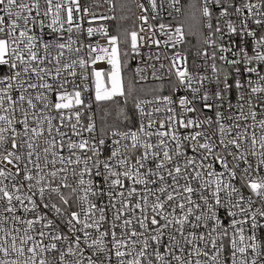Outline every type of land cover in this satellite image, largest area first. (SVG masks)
I'll list each match as a JSON object with an SVG mask.
<instances>
[{
    "label": "snow or ice",
    "instance_id": "obj_1",
    "mask_svg": "<svg viewBox=\"0 0 264 264\" xmlns=\"http://www.w3.org/2000/svg\"><path fill=\"white\" fill-rule=\"evenodd\" d=\"M153 13L157 11L156 0H148ZM222 0H216V5L220 8L219 17L229 15L228 9L235 7L237 14L241 13V7L232 3H228L221 7ZM179 0H169V6L177 13L181 11ZM0 0V66L6 65L9 69V74L0 77V159L7 165H11L15 171L5 170L0 167V201H3L6 206L3 207V212L11 214V220L14 225H26L20 228L9 226L4 227L8 222L9 217L0 215V264H57L55 258H48L46 253H59V264H193V257H196L194 264H264V223H260L257 217L264 219V206L256 208L255 211H250L252 204L251 199L245 202L244 196L230 181L234 180L237 173L235 169L237 164L233 163L232 169H229V164L225 155L216 152V162L224 169L223 172H217L212 169L211 164H207L208 157L213 154L216 147L215 143H201L197 139L202 135L201 132L194 134H186L183 137L184 141H195L191 145L192 151L195 153L197 149L202 150L201 161L198 162L195 156H188L182 151V143L180 136L172 128L169 123L166 131L151 129L156 124L153 119V112L159 113L163 109L156 107L151 111H145L142 105L159 104L161 101L165 105H170L173 101L169 96H154L152 100L137 99L135 104L136 112L141 117L139 127L136 130L129 128L128 131L114 130L111 132L112 139L109 154L101 159V150L105 147V140H99V149L96 144L88 148V141L82 140L80 143L69 141L67 148L75 155L73 160L71 156L68 159V165L75 164L77 166L83 164V167H78L72 170L74 177H77L73 182H69L67 175L68 167H61L52 171H47L49 163L48 154L51 153L53 159L51 163L55 165L57 153L56 145L59 144L63 149L64 141L48 140L44 137V125H47L48 135H52L53 120L55 117L48 113L54 108L60 115L61 124H63L64 116L60 112L61 109H70L73 106H82L90 108L91 104H85L82 92L88 91L87 84L88 63L95 64L96 61L104 58L102 55H96L95 58L89 56L88 60L79 59L69 62H62L64 55L63 50L66 47L70 48L73 43L71 33L73 26L80 28V23L74 20L73 6L77 15L81 12V7L78 0H70V4L62 5L61 3L53 4V0ZM248 9V17L240 21V40L241 43L233 52L234 59H227L221 55L219 59L225 64L232 66L231 70L218 69L215 63L216 54L212 53L213 63L211 65V76L206 73L190 72L185 67L183 70L176 67L178 63H182L180 54L176 53L172 57L171 69L175 71V81H169L173 92L191 91L192 99L189 100L186 96L178 97L179 105L183 112L197 113L203 116L205 110L211 111L215 109V124L218 125V131L221 134L220 145L227 149L228 144L240 149V141L244 137L237 132L236 138L228 139L227 144L225 139L231 135L229 127H239L238 124L226 126L224 121L233 120V109L240 110L239 116L236 119H248L245 115V105L249 110V114L256 122L257 113L253 110V97H256L261 109H264V97L257 94L264 93V75L258 70L259 64H264V34L257 38L256 33L247 27V20L252 19L256 25L264 24V19L255 17H264V12L260 11V4L242 5ZM142 11H146L143 4L138 5ZM163 7V5H161ZM66 8L67 18H62L61 11ZM253 9H256L254 12ZM83 14H89L88 7L82 9ZM35 12V15L32 13ZM212 12L209 8V0H204L202 6H197L195 2L190 3L185 11V20L181 26H177L174 30V35L184 40V27L187 24L190 33H199L201 27L209 29V35L204 38V43L213 46L212 40ZM102 19H113V17L104 16ZM156 17L153 16V19ZM82 19V17H81ZM145 23L147 16H141ZM48 20V23H45ZM69 27L66 31L69 33L67 44L62 42L64 37L62 33L65 31L64 24ZM228 33L235 34L237 28L230 20L226 21ZM165 24H160V29L163 34L169 36L173 47L176 46L173 40V33H164ZM37 29L39 32H37ZM45 29L48 30L49 39L45 40ZM96 29L89 27L87 33L89 36ZM98 31L107 37L111 46V54H108V49L100 47L99 49L91 47V52H99L108 56V64L111 66V71L108 73L107 82L110 83V88L102 86L100 77L101 71L94 70L92 76L95 78V100L97 102L103 100H111L114 96L131 97L136 91L133 83H129L127 94L125 93L122 65L118 55V36H109L104 28ZM17 32L19 33L17 35ZM214 32L222 33V29L217 23ZM245 33L247 37L252 38V53L249 55L245 46ZM202 34V33H201ZM137 34L131 33L132 49L135 53L137 50ZM22 45V47H21ZM82 47V45H81ZM220 52L231 51L223 45H216ZM39 49H43L44 55L39 54ZM54 50H59L55 52ZM79 52L80 49L78 48ZM127 55V53H125ZM207 57L205 51L200 53ZM160 59L159 54L155 57ZM47 61L52 63L55 61V74L51 69L42 67ZM84 70L79 73L81 83L75 82V77L78 75L76 65ZM241 65L243 66L241 68ZM126 66V62H125ZM153 67L152 78L161 81L159 85L150 89V91H163L164 77L158 76L155 66ZM197 69L199 65L196 66ZM160 68H164V64H160ZM66 72L68 76L73 77L72 81L60 79L61 74ZM144 69L137 67L136 75L140 81L147 80L146 75H141ZM231 72H235V77L230 82ZM249 74L255 75L257 79L254 81ZM35 76L37 83L31 82V77ZM45 76L53 83L45 81ZM27 77V79H26ZM247 81V87L250 92L245 99V93L242 91L245 88L244 80ZM207 82V86L206 83ZM199 84V87L194 85ZM72 85V91L67 90V85ZM236 91V103L232 101V91ZM41 90L33 96L30 90ZM18 92L19 95L14 98L13 92ZM143 91V88H141ZM55 93L54 103L50 101L49 96ZM202 94V95H201ZM203 101V108L197 106V102ZM211 101V102H209ZM27 105L25 108L24 105ZM42 107L37 110V105ZM29 109L32 111L30 112ZM172 112V109H168ZM227 112V115H226ZM16 113H21L17 116ZM121 115L132 122V117L127 116L121 110ZM77 123L80 121L81 112L76 111ZM148 118L147 127H145L143 117ZM87 131H94V124L91 123L92 117L89 116ZM167 119L175 122L174 115L168 116ZM32 121L34 126L30 125ZM261 126H264V119L259 121ZM201 124L212 125L213 120L208 117L204 120L196 118H188L185 122L183 119L179 121L181 128H199ZM19 125V127H17ZM73 134L76 132V124L72 125ZM160 128L164 129L163 120L160 121ZM57 135L64 134L57 129ZM158 137L155 144L150 140L151 137ZM147 138V139H145ZM167 138V139H166ZM206 141H211V136H205ZM46 147L43 148L44 159L42 168L40 160V141ZM174 141V149L169 147L168 141ZM122 141H130V143H122ZM260 147L264 149V136L260 138ZM251 143L253 146L257 143L253 136ZM143 149L141 154H136V150ZM25 149L27 150L25 153ZM75 149H88L91 151V156H86L81 159L80 155L75 154ZM162 153V155H161ZM27 156L25 162L24 157ZM35 155L36 162H33L32 157ZM226 155L233 156L234 161H239L243 158V153H233L227 151ZM251 155L255 156L253 150ZM183 156V163L179 158ZM261 159L258 161V167L264 166V151L260 153ZM95 158V159H93ZM134 158V163H133ZM59 162L64 163V157H59ZM23 163V168L20 165ZM244 163L248 165L243 171L247 174L251 169V164L247 159ZM29 165L32 167L30 168ZM33 169L35 170L33 172ZM95 169V172H93ZM167 173V177L164 173ZM22 173V175H21ZM58 173H64L58 176ZM227 174L228 181L224 179ZM87 175V179L85 176ZM171 178V184L167 182V178ZM243 178V177H242ZM9 181L5 184L4 181ZM125 180L129 182L125 185ZM184 183L181 184L180 181ZM10 185V188H9ZM141 186L143 194L136 187ZM152 185L153 187H150ZM25 186L27 191H25ZM247 187L253 194L264 200V177L252 179L247 182ZM127 192V196H125ZM31 193V195H29ZM221 193L227 195V199H222ZM236 195L233 202L232 196ZM39 196L40 204L38 205L35 197ZM107 196L109 203L113 208L116 207V200L121 203V207L117 209L115 220L119 221L125 214V210L131 208L133 216L135 209H139L141 218L138 219L140 231L132 227L133 220L124 219L119 227L122 229L120 238H117L115 232L116 224H112L111 240H107L109 231H100L103 222L106 221V208L101 202L97 205L90 197ZM197 197L198 199H194ZM135 198V203L132 199ZM179 198V199H178ZM141 201L143 203H141ZM14 202H18L19 209ZM27 202V203H25ZM40 205L43 208L55 214L56 219L60 224L67 227V233L60 230V225L54 219L48 218L47 214L37 212ZM151 207L153 215L151 216V225L155 234L148 233V208ZM172 211L168 212V208ZM227 207L226 217L228 224L225 226L218 215L220 209ZM76 208L78 210H73ZM179 209V213H177ZM233 209H239V212ZM17 211L25 214L35 213L34 219H26L16 215ZM99 212V218H96V213ZM83 216V219H81ZM159 217V219H157ZM91 221V222H89ZM160 221H163L161 224ZM41 224L42 229L39 232L40 239L35 238V225ZM77 225H81L77 228ZM191 226L192 231H187L186 226ZM250 231L251 235H247ZM175 226V231L179 233V239L174 234L168 235V244L163 243L165 229ZM88 229H95L97 235L92 238V233ZM198 229H207V235L204 231L197 232ZM47 230V231H46ZM126 230V231H123ZM21 232L23 233L21 235ZM82 233L76 235V233ZM68 233H71L70 236ZM231 233L228 247L224 243V238L229 237ZM258 233H262L258 235ZM135 237V239H132ZM143 237V239H141ZM45 238L49 239V243L45 244ZM155 249H152V245ZM183 241V243H181ZM194 241L198 243H194ZM29 242H31L29 244ZM60 242V244L56 243ZM81 243L84 247H81ZM111 247H108V244ZM66 244L67 247H63ZM137 245H140L137 249ZM188 247V255L184 256L185 247ZM202 245V247H201ZM161 247L163 251H161ZM85 248L90 250L91 255L85 256ZM126 249V250H125ZM250 250V255H249ZM226 251L228 252L225 255ZM179 253V254H177ZM15 257V258H13ZM71 257V259H66ZM115 257V261L113 260ZM170 257V259H168ZM204 257L205 259H200ZM223 257V258H222Z\"/></svg>",
    "mask_w": 264,
    "mask_h": 264
},
{
    "label": "built area",
    "instance_id": "obj_2",
    "mask_svg": "<svg viewBox=\"0 0 264 264\" xmlns=\"http://www.w3.org/2000/svg\"><path fill=\"white\" fill-rule=\"evenodd\" d=\"M132 1V7H133V16H134V23H135V28L132 32H135L137 34L136 36V41H137V50L134 53L133 49H132V37H131V33L129 36V54L131 56V65H130V73H131V77L132 80L135 84L137 85H151V84H160L161 81L158 80H154L152 78V73H153V67H151L152 65L155 66V69L157 70V75L158 76H162L164 77L163 83H164V89L163 91H158L160 94H158L159 96H169L171 98V100L173 101L170 105H165L162 101L159 104H152V105H142V107L145 109V111H151L156 107H160L163 110L159 113L153 112V119L156 120V124L153 126V128L151 129L152 131H156V130H161V131H166L167 130V126L169 123L172 124V128L175 130V132L180 136L181 139V143H182V151L188 155V156H195L196 160L198 162L201 161V151L197 149V151L194 153L192 151V147L191 145L193 143H195V141H184L183 137L186 134H194L196 132H201L202 135L200 137H197V139L199 140V142L201 143H215L216 147L213 150V154L211 156L208 157L207 161H204L207 164H211L212 165V169L217 171V172H223L224 169L221 167V165L216 162V156L215 153L216 152H220L222 155L226 156V159L228 161L229 164V169H232V165L233 163L237 164L238 167L235 169L237 175L235 177L234 180L230 181V183H232L238 190L239 192L244 196L245 198V202H247L249 199H251L252 204L250 206V211H255L256 208H260L262 206H264V200H261L260 197L256 196L255 194H253L251 192V190L247 187V182H249L252 179H259L264 177V166L262 167H258V161L261 159L260 153L262 151H264V149H262L260 147V138L262 136H264V126H261L259 121L261 119H264V109H261V107L259 106V103L256 100V97H253V105L254 108L253 110L256 111L257 113V117H256V122L254 123L250 114H249V110L247 108V105H245V115H248V119H236V117L239 116L240 110L238 108H234L233 109V120H225L224 123L226 124V126H231L234 123L238 124L239 127H229V131L231 133V135L229 137H227L225 139V143L227 144V140L228 139H234L236 138V133L239 132L244 139L240 141L241 143V147L239 150H237L235 148V146L228 144L227 149L223 148L220 145V139H221V134L218 131V125L215 124V109L213 108L211 111H207L205 110L204 115L203 116H199L197 113H189V112H183L182 115V109L179 105V101H178V97L180 96H186L189 100L192 99V93L191 91H179V92H173L171 89V85L169 83V81H175L176 77H175V71L176 69H170V66L172 64V57L176 54L179 53L180 54V58L182 60V63H178L176 65L177 68L183 70V68L186 67L188 68V70L190 72L195 73L196 71H199L200 73H206L207 75L211 76V65L213 63V60L211 58L212 53L215 52L216 54V60L215 63L217 65L218 69H224V70H231L232 66L227 65L224 63V61H221L219 59V57L221 55L225 56L227 59H234L235 57L233 56V52L236 51V47L238 45H240L241 40H240V30H241V24L240 21L244 20L246 17H248V9L244 8L242 5L245 3L248 4H260V11L264 12V0H222L221 3V7L225 6L228 3H232L236 6H240L241 7V13L242 14H237L235 12V7L233 8H229L228 12L229 15L226 17H219V12H220V8L217 7L216 5V0H209V8L212 12V17H211V24H212V28H213V32H212V40L214 42L213 46H209L207 44L204 43V38L207 37L209 35V29L205 28V27H201V41L199 46L197 47V49L191 51L190 50V41L188 39V35H187V31L186 28L183 24L184 27V40L180 41V39L178 37H176L174 35V30L177 26H181L182 25V19L185 13V0H179V4L177 5L178 7H180L181 11L179 13H177L172 7L169 6V0H156L157 3V11L155 13H153L152 9H151V5L148 3V0H131ZM25 2H29V0H25ZM42 2V6L46 7V5H43V0H41ZM80 7H81V12L79 13V15H77L76 11H75V7L73 6V16H74V20L78 21L80 23V28L77 29L73 26L72 29V33H71V38L73 40V43L70 45L69 47H66L63 52L64 55L62 57V62L66 61V62H71L72 60H77L79 61V59H85L86 61L88 60L89 56H91L92 58H95L96 55H102L104 56L103 59L96 61L95 64H92L91 62L88 63V67H87V75H88V80L86 81L87 84L89 85L88 91L86 92H82V97L83 100L85 102V104L90 103L91 107L90 108H86V107H82V106H73L70 109H61L60 112L63 114L64 116V120H63V124H61L60 121V115L57 113V111L53 108L51 110V112H49L48 114L55 117V119L53 120V129H52V135L49 136L48 135V131H47V125H44V137L47 138L48 140H63L64 141V147L63 149L60 148V145L57 144L55 151L57 153L55 159L57 160V163L55 165H53L51 163L53 156L51 153L48 154V160L49 163L47 165V171H52L55 169H59L61 167H68V178H69V182H73L77 177H74L72 174V170L76 169L78 167H83V164L77 166L75 164L72 165H68V159L71 156V158L74 160L75 159V155H72V153L69 151V149L67 148V143L69 141L74 142V143H80L82 140H87L88 141V148H91L93 144H96L98 149H99V140L101 138H103L105 140V147L104 149L101 150L102 155H101V159H103L104 157H106L109 152H110V147L111 146V142L112 139H119V137H112L111 136V132L108 133L107 135H102L98 124H97V119H96V115L94 113V105H96L98 102L95 100V78L92 76V72L94 70H98L101 71L102 75L100 77V80L102 82V86L105 88H108V82H107V77H108V73L111 71V66L108 64V56L104 55L103 53H99V52H91L90 51V46L99 49L100 47H104L108 49V54H111V46L109 45L108 39L107 37H105L104 35H102L98 29L100 28H104L107 30V33L109 36H112L110 34L109 31V25L111 23V21L114 19V0H78ZM204 0H197V4L198 7L203 5ZM56 3H61L62 5H68L70 4V0H53V4ZM143 4L145 6L146 11H142L138 5ZM161 5H163V7H161ZM84 7H88L89 9V14L87 16H85L83 14L82 9ZM253 11L255 12L256 9H253ZM2 14V13H0ZM32 15H35V12L32 13ZM61 16L63 19L66 20L67 18V12H66V8H63L61 11ZM104 16H109V17H113V19H102L101 17ZM141 16H147V22L145 23L142 19H140ZM153 16H155L156 18L153 19ZM82 17V19H81ZM255 18H259V19H264V17H255ZM232 21L235 25V27L237 28V32L235 34H230L228 33V27H227V23L226 21ZM48 20H45V23H48ZM163 23L165 24V29H164V33H168L171 32L173 33V40L175 41L176 46L173 47L172 41H170L169 36L167 34H163L161 29H160V24ZM217 23H219L221 29H222V33H215L214 29L217 25ZM64 29L65 31L62 33L64 40L62 42L67 44L68 38H69V33L66 31V29L69 27V25L67 23L64 24ZM91 27L93 29H96L97 31H94L93 34L91 36L88 35L87 33V29ZM247 27L250 30H253L256 35L257 38L264 34V24L261 25H256L252 22V19H248L247 20ZM37 32H39V30L37 29ZM48 30L45 29V40L49 39V35L47 34ZM19 33L17 32V35ZM245 46H246V50L248 51L249 55H253L252 53V38L251 37H247V34L245 33ZM82 45V47H81ZM216 45H223L225 48H229L231 49V51H227V52H220L219 49L216 47ZM22 47V45H21ZM118 47V45H117ZM80 49V51L78 52L77 49ZM55 52H58L59 50H54ZM207 52L208 55L207 57L200 55V53L203 52ZM39 54L40 55H44V51L43 49H39ZM159 54L160 59L157 60L155 57L156 55ZM163 63L164 64V68L161 69L160 68V64ZM197 65H199V68L197 69ZM42 67H46L52 70L53 75L55 74V61H53L51 64L48 63L47 61H45V63L43 65H41ZM254 66L258 67V70L261 72L262 75H264V64H259V65H255L254 62ZM137 67L144 69V72L141 73V75H146L147 76V80L144 81H140L139 83H136V81L139 80V77L136 75V69ZM243 66L241 65V68ZM76 71L78 73V75L75 77V82L77 84L81 83L80 80V76L79 73L82 70L79 67V64L77 63L76 65ZM9 74V69L6 65L0 66V77H3L5 75ZM251 76V79H253L254 81L257 79V77L255 75L249 74ZM235 77V72H231L230 75V82H232V79ZM27 79V77H26ZM60 79H67L69 81L73 80V77L68 76L66 72L62 71L61 77ZM45 81L49 82V83H53V81L49 80V78L47 76H45ZM31 82L33 83H37V79L35 76L31 77ZM206 86H207V82ZM245 83V88L242 90L246 95H245V99L247 100L248 96L247 94L250 92V89L247 87V81L246 79L244 80ZM195 87H199V84L197 83L196 85H194ZM261 86H264V82H261ZM67 90L69 92L72 91V85L69 84L67 85ZM32 91L33 96L36 94V92L41 91L39 89L37 90H30ZM19 93L18 92H13V96L14 98L16 96H18ZM202 95V94H201ZM260 97H264V93H259L257 94ZM157 96V95H155ZM117 97V96H116ZM236 91L235 88H233L232 91V101L233 104L235 105L236 103ZM115 98V97H113ZM112 98V99H113ZM154 98V96H147V97H142L139 98L141 100H152ZM49 99L51 102L54 103L55 101V93H52L49 96ZM105 101V100H103ZM137 102V101H136ZM211 102V101H209ZM136 104V103H135ZM197 106L198 108L202 109L203 108V101H199L197 102ZM24 107L26 108L27 105L25 104ZM42 107V105H37V110H39V108ZM171 108L172 112H169L168 109ZM135 110V116H136V126L135 128H132V130H136L139 127V121L141 119V117L139 116V114L136 112V108H134ZM29 111L31 112L32 110L29 109ZM76 111H80L81 112V116H80V121L79 123H77V117L75 115ZM16 115L19 117L22 114L21 113H16ZM174 115V120L175 122H171L167 119L168 116H173ZM227 115V112H226ZM91 116L92 120L91 123L94 124V131L89 132L87 131V125L90 122L88 117ZM196 118L198 120H204L208 117H211L213 120V124L212 125H208V124H201V126L199 128H181L179 126V121L181 119H183L185 122L187 121L188 118ZM144 119V124L145 127H147V123H148V118L145 116L143 117ZM163 120L164 124H165V128L161 129L160 128V121ZM30 125L34 126L32 121H29ZM76 124V132L79 133L78 135H74L73 134V128L72 125ZM19 127V125L17 126ZM57 129H59V131L61 133H63V136H58L57 135ZM129 130V129H128ZM128 130H123V131H128ZM120 131V130H118ZM205 136H211L212 140L211 141H206L204 139ZM255 137L257 140V143L255 144V146L252 145L251 140L252 137ZM147 139V138H145ZM158 137L153 136L150 138L151 142L153 144L156 143ZM167 139V138H166ZM122 143H130V141H122ZM169 147L174 149V145L175 142L169 140ZM46 147V145L43 143V140L40 141V155H41V166L42 168L44 167L43 164V159H44V153H43V148ZM255 150L256 155L253 156L251 155V152ZM26 149H25V153H26ZM75 152V154L80 155L81 159H84L86 156H91L92 153L91 151H89L88 149H75L73 150ZM227 151H232L233 153H243L244 156L241 160L239 161H234L233 156H228L226 155ZM143 152V149L138 148L136 150V154H141ZM162 155V153H161ZM63 156L64 157V163L61 164L59 162V157ZM33 162H36V158L35 155L32 157ZM95 159V158H93ZM174 159H179V161L181 162V164L183 163L184 157L181 156L179 158H175ZM244 159H247L249 161V163L251 164V169L247 174H244V169L246 167H248L247 164L244 163ZM25 162L27 161V156L25 155L24 157ZM133 163H134V158H133ZM23 163L20 165L21 168H23ZM0 167H3L6 171L7 170H12L15 171V169L12 168L11 165H7L2 159H0ZM29 167L31 168L32 166L29 165ZM35 170L33 169V172ZM93 172H95V169H93ZM22 175V173H21ZM64 175V173H58V176H62ZM164 175L167 177V173L165 172ZM243 177V178H242ZM87 175L85 176V179H87ZM224 179L226 182L228 181V177L227 174L225 173ZM167 182L169 184H171V178H167ZM5 184H9V181L5 180L4 181ZM181 184L184 183L183 180L180 181ZM129 182L125 180V185L126 187L128 186ZM140 191H141V195L143 194L142 188L141 186L137 185L136 186ZM150 187H153L152 185H150ZM10 188V185H9ZM25 191H27V188L25 186ZM29 195H31V193H29ZM222 199H227V195L225 193H221L220 194ZM125 196H127V192H125ZM37 204H40L39 201V196L37 195L35 197ZM91 200H93L94 202L97 203V205H99L101 202L104 204L105 208H106V221L103 222L100 231H105L106 229L109 231V235L106 237L107 240H111V231L112 229V224H116L117 227L114 229L115 232L117 233V238H120V233L122 231V229L119 227V225L122 223V221L124 219H132L133 223H132V227L137 230L140 231V227H139V223L137 222L138 219L141 218V213L139 209H135V216H133V210L131 208L126 209L125 210V214L124 216L121 218V220L117 221L115 220V216L118 214L117 213V209H119L121 207V203L120 201L117 199L116 200V207L113 208L111 206V204L109 203L108 197L104 196V197H90ZM179 199V198H178ZM194 199H198L197 197H194ZM236 199V195L233 194L232 196V200L233 202ZM132 203H135V198L132 199L131 201ZM16 204V207L19 209V204L18 202H14ZM27 203V202H25ZM141 203H143L141 201ZM6 206L4 204L3 201H0V215H4L9 217L8 222L4 225V227H9V226H13L14 222L11 220V214L3 212V207ZM73 210H78L76 208H73ZM168 212H171L172 209L169 207ZM234 211L239 212V209H233ZM37 212L41 213V214H47L48 218L50 219H54L55 222L57 224L60 225V230L62 232L67 233V227L64 224H60V221L58 219H56L55 214L51 211H48L46 209L43 208V205H40L39 208L37 209ZM226 212H227V207L222 208L219 210L218 215L220 217L221 222L227 226L228 224V218L226 217ZM177 213H179V209H177ZM148 214H149V219L147 221L148 223V233L149 234H155L154 230H153V226L151 225V216L153 215L151 207L148 208ZM16 215L22 216L26 219H34L35 217V213L29 212L27 214L21 212V211H17ZM96 218H99V212L96 213ZM81 219H83V216H81ZM157 219H159V217H157ZM257 219L260 221V223H264V219H261L260 217H257ZM91 222V221H89ZM160 223L162 224L163 221H160ZM15 227H26V225H14ZM81 225H77V228H80ZM42 229V225L41 224H37L35 225V238L37 240L40 239L39 237V232ZM186 230L187 231H192L191 226H186ZM47 231V230H46ZM87 231H89L90 233H92V238H95V236L97 235L95 229H88ZM126 231V230H123ZM199 231H204L205 235H207V229H198L197 232ZM262 233H264V230H262ZM262 233H258V235L262 234ZM23 233L21 232V235ZM70 236L72 235L71 233H68ZM169 234H174L177 236V238L179 239V233H177L175 231V226L170 227L168 229H165V235L163 236V243L164 244H168L169 240H168V235ZM0 235H2V233H0ZM76 235H81L82 237V233L77 232ZM247 235H251V231H250V225H249V231L247 232ZM231 233L229 234V237H225L224 238V243L226 245V248L228 247L229 244V239H230ZM132 239H135V237H133ZM141 239H143V237H141ZM45 244L49 243V239L45 238L43 241ZM31 242H29L30 244ZM58 244H60V242H56ZM149 243L152 245V249H155V245L152 244L151 241H149ZM181 243H183V241H181ZM194 243H198L196 241H194ZM63 247H67L66 244L63 245ZM81 247H84V245L81 243ZM108 247H111V244H108ZM140 245H137V249H139ZM185 247V252H184V256L187 257L188 255V247L187 245H184ZM202 247V245H201ZM126 250V249H125ZM161 251H163V248L161 247L160 249ZM179 254V253H177ZM228 252L226 251L225 255H227ZM91 255L90 250L85 248V256H89ZM249 255H250V250H249ZM46 256L48 258H55L57 261V264H59V253H46ZM15 258V257H13ZM223 258V257H222ZM66 259H71V257H66ZM168 259H170V257H168ZM193 264L195 262L196 257H193ZM200 259H205L204 257H200ZM113 260L115 261V257H113ZM86 264V261H85ZM173 264H175V262H173ZM230 264V261H229Z\"/></svg>",
    "mask_w": 264,
    "mask_h": 264
},
{
    "label": "trees",
    "instance_id": "obj_3",
    "mask_svg": "<svg viewBox=\"0 0 264 264\" xmlns=\"http://www.w3.org/2000/svg\"><path fill=\"white\" fill-rule=\"evenodd\" d=\"M197 0H185V11L190 3ZM198 6V5H197ZM185 20V13L182 22ZM188 39L190 41V50L193 51L197 49L201 41V29L199 33H190L187 24H184ZM134 16L131 0H114V19L109 25V31L111 35L118 36V54L120 57L121 65H124L122 69V77L124 79L125 93L127 94V88L129 83H133L138 89L139 87H156L159 84L151 85H137L133 82L130 65L131 56L129 54V36L134 30ZM127 53V55H125ZM126 62V66H125ZM160 94L159 92L154 93L153 91L147 94L139 92L138 90L131 96L127 97V102L125 96H118L111 100L100 101L94 105V113L96 115L97 124L102 135H107L114 130H128L129 128H135L136 126V116H135V103L138 98L155 96ZM121 110L127 116L132 117V122L129 123L123 115H121Z\"/></svg>",
    "mask_w": 264,
    "mask_h": 264
},
{
    "label": "rangeland",
    "instance_id": "obj_4",
    "mask_svg": "<svg viewBox=\"0 0 264 264\" xmlns=\"http://www.w3.org/2000/svg\"><path fill=\"white\" fill-rule=\"evenodd\" d=\"M132 2V1H131ZM198 5V4H197ZM133 8V7H132ZM119 55V54H118ZM120 58V57H119ZM124 68V65H122V69ZM123 83H124V79H123ZM111 87V85H110V83H108V88H110ZM141 88H143V91H141ZM152 88H154V87H139L137 90L139 91V92H142V93H145V94H147L148 92H150V89H152ZM158 91H155L154 93H157ZM114 97H116V96H114ZM118 97V96H117Z\"/></svg>",
    "mask_w": 264,
    "mask_h": 264
}]
</instances>
